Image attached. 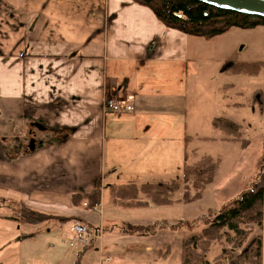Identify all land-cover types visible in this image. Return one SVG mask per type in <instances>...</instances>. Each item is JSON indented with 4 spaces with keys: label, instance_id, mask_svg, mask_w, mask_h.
Here are the masks:
<instances>
[{
    "label": "crops",
    "instance_id": "obj_1",
    "mask_svg": "<svg viewBox=\"0 0 264 264\" xmlns=\"http://www.w3.org/2000/svg\"><path fill=\"white\" fill-rule=\"evenodd\" d=\"M244 31L264 40L262 27ZM188 40L131 0H0V177L21 191V206L49 214L61 199L71 206L62 216L98 232L100 222L71 197L89 194L98 179L102 189L105 173L149 168L158 151L151 145H163V127L185 112L186 69L214 61ZM180 66L177 103L163 107L171 97L156 96L147 108L136 91L165 93ZM121 95L132 97L133 111L106 112L105 102ZM120 144L121 162H106Z\"/></svg>",
    "mask_w": 264,
    "mask_h": 264
},
{
    "label": "rangeland",
    "instance_id": "obj_2",
    "mask_svg": "<svg viewBox=\"0 0 264 264\" xmlns=\"http://www.w3.org/2000/svg\"><path fill=\"white\" fill-rule=\"evenodd\" d=\"M252 33L231 29L208 41L188 36L194 38V42L188 40V49L197 47L201 59L211 51L214 61L206 63L202 60L195 65L193 72L186 69L185 112L178 124L172 123V118H169L168 126L163 127L168 136L163 145H151L158 151L148 158L151 159L149 168L141 173H105L102 176L100 205L94 211L82 206L78 208L86 210L101 224L96 237L93 232L97 229L87 225L92 230L89 239L92 240L86 252L79 254L84 246L70 245L71 226L83 224L78 218L61 215L71 206H62L64 202L58 199L59 205L49 209V214L21 206V191H17L15 186H12L15 189L10 187L7 177H0V263L75 264L78 260L79 264H180L182 241L200 234L204 228L202 216L234 199L260 177L264 180V45H261L264 40ZM239 63H246L249 67L235 66ZM182 69L180 66L178 77L166 86L165 93L157 95L156 90L148 88L136 91L141 99H146L147 108L152 107L150 103L156 96L171 97L165 102L161 101L160 105L169 102L172 107L177 103H173L172 97L177 95V81L182 78ZM127 97L130 96L116 98L127 100ZM131 100L128 102L131 103ZM127 117L111 118L108 115L107 122L110 118L123 122ZM149 117L155 120L152 115ZM216 117L239 125L242 139L247 145L241 147L214 129L211 121ZM124 147L120 144L114 148L117 154L124 155ZM192 152L217 161L213 180L205 187L200 198L184 202L183 186L180 184L179 190L172 195L170 205H113L108 190L112 184L126 185L131 181H135V184L166 183L172 180L181 183L186 153L189 158L187 164L196 160ZM119 154L106 162H121L123 157ZM191 194L194 192L191 191ZM146 200V197L138 196V201ZM25 209L46 214V219L35 224L24 223L21 215L27 213ZM188 221L192 222L187 224ZM253 228V236L259 235L262 239L261 264H264V220L260 227ZM120 231L140 237L134 235L126 238L118 233ZM224 250L232 251L223 239L212 244L205 254L207 263L228 264ZM234 252L241 251L237 249Z\"/></svg>",
    "mask_w": 264,
    "mask_h": 264
},
{
    "label": "trees",
    "instance_id": "obj_3",
    "mask_svg": "<svg viewBox=\"0 0 264 264\" xmlns=\"http://www.w3.org/2000/svg\"><path fill=\"white\" fill-rule=\"evenodd\" d=\"M133 3L148 8L155 18L167 29L177 31L187 36L201 38L206 41L221 36L231 29L252 30L256 27L264 29V19L223 11L195 0H131ZM243 68L246 63L235 64ZM234 66V65H233ZM214 129L220 131L232 142L245 147L247 143L242 139L241 127L229 119L216 117L211 121ZM194 155L195 162L187 164L188 153L185 155L181 183L157 182L142 184L137 187L134 183L126 185H109L108 190L113 205L121 206H154L170 205L172 195L183 186L184 202H191L200 198L203 190L209 185L217 169V161L208 156ZM261 165V164H260ZM191 191L194 194H191ZM146 197L148 202L138 201V196ZM101 181H96V188L86 195H72L71 205L75 208L85 207L92 210L100 203ZM21 215V221L35 224L46 219V214L31 211ZM201 221L204 228L198 236H191L182 241L180 264H208L205 259L214 243L222 239L231 246L232 251L224 250L228 264H261L262 239L253 236V226L260 227L264 220V180L260 177L248 188L240 191L237 196L223 203L218 209L209 211ZM198 220V219H196ZM195 220V221H196ZM194 221V220H192ZM192 221H188L187 224ZM94 230V229H93ZM193 230V229H192ZM96 237L97 230H94ZM92 240V239H91ZM82 248L86 252L90 242ZM240 249V253L234 251ZM75 264H79L77 260Z\"/></svg>",
    "mask_w": 264,
    "mask_h": 264
},
{
    "label": "built area",
    "instance_id": "obj_4",
    "mask_svg": "<svg viewBox=\"0 0 264 264\" xmlns=\"http://www.w3.org/2000/svg\"><path fill=\"white\" fill-rule=\"evenodd\" d=\"M131 99L132 97H127V100L119 98L108 99L104 104V109L108 113L131 112L133 105L128 102ZM70 231L72 233L71 246H85L92 237V230L85 224H74L71 226Z\"/></svg>",
    "mask_w": 264,
    "mask_h": 264
},
{
    "label": "water",
    "instance_id": "obj_5",
    "mask_svg": "<svg viewBox=\"0 0 264 264\" xmlns=\"http://www.w3.org/2000/svg\"><path fill=\"white\" fill-rule=\"evenodd\" d=\"M219 10L264 19V0H195Z\"/></svg>",
    "mask_w": 264,
    "mask_h": 264
}]
</instances>
